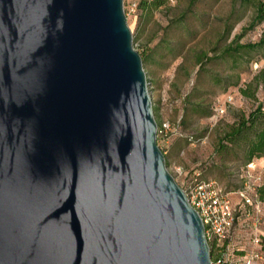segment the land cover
<instances>
[{"label": "water", "instance_id": "obj_1", "mask_svg": "<svg viewBox=\"0 0 264 264\" xmlns=\"http://www.w3.org/2000/svg\"><path fill=\"white\" fill-rule=\"evenodd\" d=\"M156 132L123 0H0V264H213Z\"/></svg>", "mask_w": 264, "mask_h": 264}, {"label": "rangeland", "instance_id": "obj_2", "mask_svg": "<svg viewBox=\"0 0 264 264\" xmlns=\"http://www.w3.org/2000/svg\"><path fill=\"white\" fill-rule=\"evenodd\" d=\"M134 1L138 6L139 0ZM239 1L172 0L167 9L155 10L147 17L138 7L130 11L132 0H123L133 48L145 59L142 66L156 122L179 125L188 102L202 103L212 110L210 117L189 115L190 127L181 128L183 136L194 137L193 142L178 137L167 143L157 141L159 148L166 152L167 169L178 183L187 181L197 172L203 180H214L232 192L242 187L248 175L252 179L259 177L264 183V158L254 160V168L249 172L240 169L237 174L232 165L225 175L217 170L206 171L218 136L233 122L236 113H247L256 105L240 96L237 87H229L226 92L223 88L234 81L232 76L236 73L240 74L239 87H243L264 68V60L257 54H241L237 58L222 56L223 50L239 35V44H253L264 36V22L250 28L253 8L243 7ZM179 20L181 23L175 25ZM202 53L208 60L203 61V58L199 67L196 59ZM235 59L239 62L236 70L233 69ZM200 69L205 73L198 75ZM217 76L226 78L225 82L216 84L214 77ZM256 97L264 101V88H258ZM260 233L264 235V223Z\"/></svg>", "mask_w": 264, "mask_h": 264}, {"label": "built area", "instance_id": "obj_3", "mask_svg": "<svg viewBox=\"0 0 264 264\" xmlns=\"http://www.w3.org/2000/svg\"><path fill=\"white\" fill-rule=\"evenodd\" d=\"M129 6L131 12L137 9L134 0ZM177 134L169 122H163L157 127L156 138L167 143ZM253 168L251 163L245 169ZM262 184L259 177L248 175L240 189L226 191L214 180L201 179L198 172L180 183L188 204L201 219L213 264H264V235L260 233L264 203L257 191Z\"/></svg>", "mask_w": 264, "mask_h": 264}, {"label": "trees", "instance_id": "obj_4", "mask_svg": "<svg viewBox=\"0 0 264 264\" xmlns=\"http://www.w3.org/2000/svg\"><path fill=\"white\" fill-rule=\"evenodd\" d=\"M170 1L172 0H139L137 7L144 15L149 17L155 10L167 9V5ZM239 3L243 7L250 6L253 8L254 16L249 25L250 28L264 22V0H240ZM180 23L181 20L177 21L175 25ZM239 38L240 35L235 37V39L228 44L223 50V57L228 56L230 58H237L241 54H257L262 60H264V36H262L258 42L253 44H239ZM202 54V56H198L196 59L199 67H201L203 61L208 60L207 55L204 53ZM140 57L142 63H144V57L142 55H140ZM233 62V69H238V60L235 59ZM203 73H205L203 69L198 71V75ZM225 79L226 78H221L219 76L214 77L216 84L225 82ZM232 79H234V81L229 85H226L222 91L226 92L229 87H237L240 96L254 101L256 105L247 113L244 111L236 113L233 122L227 126L226 130L221 135L218 136L213 148V154L210 157L211 164L206 170L209 173L213 170H217L225 175L224 172L230 171L231 167H229V165H232L235 167L237 174H239L240 169H245L247 165L251 164L254 160L264 158V101H258L256 97L258 88H264V68L258 70L251 80L245 83L243 87H239V73L233 75ZM206 108L202 103L192 104L188 102L183 110L180 124L172 125L178 134L170 136L167 140L169 141L173 137H178L193 142L194 137L192 135L183 136L180 130L181 128L190 127L189 115L198 114L201 117L212 116V110L209 107ZM156 123L159 128L161 123ZM156 140L162 141L159 138H156ZM161 151L163 155L166 154L165 150L161 149ZM164 158L166 159L165 155ZM165 162L167 165L166 160ZM223 174L222 176H224ZM200 178L203 179L201 173ZM243 182L244 181H242V183ZM177 184L180 186V183L177 182ZM257 191L260 200H264V184H262Z\"/></svg>", "mask_w": 264, "mask_h": 264}, {"label": "crops", "instance_id": "obj_5", "mask_svg": "<svg viewBox=\"0 0 264 264\" xmlns=\"http://www.w3.org/2000/svg\"><path fill=\"white\" fill-rule=\"evenodd\" d=\"M254 165V164H253ZM199 173V172H198ZM233 199H235V197H233Z\"/></svg>", "mask_w": 264, "mask_h": 264}]
</instances>
